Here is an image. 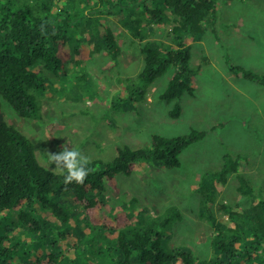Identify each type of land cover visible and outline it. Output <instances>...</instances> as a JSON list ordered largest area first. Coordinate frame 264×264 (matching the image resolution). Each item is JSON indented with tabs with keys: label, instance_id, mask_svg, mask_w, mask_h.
<instances>
[{
	"label": "rangeland",
	"instance_id": "rangeland-1",
	"mask_svg": "<svg viewBox=\"0 0 264 264\" xmlns=\"http://www.w3.org/2000/svg\"><path fill=\"white\" fill-rule=\"evenodd\" d=\"M117 11L114 9L110 16L99 15L116 33L121 49L117 65L107 68L109 56L93 51L83 67L69 68L65 75L48 77L43 70L41 76L48 81L50 90L35 96L38 117H20L0 96V122L30 139L37 161L47 169L41 155L59 153L66 144L91 160L106 162L114 157L117 146L148 149L152 134L168 138L192 130L203 131L201 140L180 153V167L165 169L155 161L139 160L129 175L116 176L118 190L107 188L105 197L112 206L119 205L127 211L134 222L130 230L147 227L153 218L161 220L167 207H176L180 219L157 228L165 232L162 247L186 250L199 260L219 258L211 244L215 229L200 217V196L193 186L204 172L221 168L224 154L232 158L240 155L247 159V165H242L239 173L249 179L264 199V85L236 76L227 66L232 62L264 75V0L217 1L215 16L204 33L187 41L190 65L197 70L191 78L193 95L183 94L169 103L159 100L158 95L171 79L172 69L147 85L144 98L133 94L139 86L143 87L136 79L143 67L142 42L134 40L123 24L128 10ZM171 27L170 20L153 26L144 42L172 43ZM91 32L92 41L101 35L94 24ZM128 77L136 81L121 84L120 80ZM176 104L180 106V115L171 118L169 112ZM54 169L55 165H50L49 170ZM236 188V176L231 174L212 206L220 223H225L226 217L217 209L218 203L250 205V200ZM61 199L77 219H82L70 193L63 194ZM31 211L45 223L52 222L51 216L39 207ZM70 226L58 234L54 230L51 233L55 245L62 249L61 264L65 256L75 258L76 264H116L117 246L102 238L99 231L86 229L82 222L81 228L90 239L84 245L72 232L73 224ZM0 237L10 239V246L27 237L23 227L16 224L14 213L0 226ZM74 244L78 246L76 251H81L78 258L72 251ZM30 249L34 252L33 247ZM24 263L31 264L28 256L22 257L18 252L0 259V264Z\"/></svg>",
	"mask_w": 264,
	"mask_h": 264
},
{
	"label": "trees",
	"instance_id": "trees-1",
	"mask_svg": "<svg viewBox=\"0 0 264 264\" xmlns=\"http://www.w3.org/2000/svg\"><path fill=\"white\" fill-rule=\"evenodd\" d=\"M217 1L0 0V96L20 117L35 119L38 117L36 94L45 95L50 90L48 81L41 76L43 70L48 77L65 75L69 68L83 67L93 51H103L109 56L107 68L117 65L121 49L116 33L99 15L110 16L114 9L119 13L122 8L128 10L123 24L134 40L142 42L140 52L144 56L143 67L136 78L143 87L139 86L133 94L144 98L147 85L172 69L174 73L159 93V100L169 103L183 94L192 96L191 78L197 70L190 65L187 41L204 33L215 16ZM167 20L172 23V43L144 42L153 26ZM92 24L101 34L95 41H92ZM227 66L236 76L264 85V75L232 62ZM120 81L123 84L136 80L128 77ZM180 111L176 104L169 116L176 118ZM204 135L197 130L168 138L152 134L148 149L117 146L110 161L91 160L93 171L83 186L73 183L66 187L63 176L53 175L39 164L30 139L0 122V226L14 213L16 224L27 234L12 246L10 239L0 237V259L18 252L22 257L28 256L31 264H59L62 249L55 245L51 233L58 234L73 224L72 232L79 236L78 242L85 245L90 239L81 228L83 222L86 229L99 231L102 238L117 246L116 264H264V199L249 179L239 173L240 167L247 165L243 156L232 158L224 154L221 168L204 172L193 186L200 196V217L215 229L211 244L220 257L214 260H199L186 250L162 247L165 232L157 228L180 219L176 207H167L161 220L153 218L147 227L130 230L134 222L127 211L106 200L107 188L118 190L116 176L129 175L137 161H155L165 169L178 168L180 153ZM231 174L236 176L237 192L248 198L250 205L218 203L217 209L226 217V222L220 223L212 213V206ZM66 193H70L79 206L82 219H77L61 199ZM34 207L46 211L52 222L47 224L33 215ZM77 249L74 244L72 251L78 258L81 251ZM64 259V264L77 263L75 258L65 256Z\"/></svg>",
	"mask_w": 264,
	"mask_h": 264
},
{
	"label": "clouds",
	"instance_id": "clouds-1",
	"mask_svg": "<svg viewBox=\"0 0 264 264\" xmlns=\"http://www.w3.org/2000/svg\"><path fill=\"white\" fill-rule=\"evenodd\" d=\"M41 158L45 161L48 170L50 165H55L52 174L63 176V184L66 187L73 183L83 186L85 180L93 171L90 167L91 158L73 147L69 149L67 144L62 146L61 152H45L44 155H41Z\"/></svg>",
	"mask_w": 264,
	"mask_h": 264
}]
</instances>
